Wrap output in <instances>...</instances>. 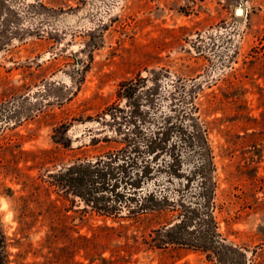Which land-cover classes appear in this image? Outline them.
<instances>
[{
    "label": "rangeland",
    "instance_id": "rangeland-1",
    "mask_svg": "<svg viewBox=\"0 0 264 264\" xmlns=\"http://www.w3.org/2000/svg\"><path fill=\"white\" fill-rule=\"evenodd\" d=\"M263 114L264 0H0V264H218L195 218L136 192L166 117L202 134L209 232L264 257ZM95 163L88 202L60 175Z\"/></svg>",
    "mask_w": 264,
    "mask_h": 264
},
{
    "label": "flooded vegetation",
    "instance_id": "flooded-vegetation-1",
    "mask_svg": "<svg viewBox=\"0 0 264 264\" xmlns=\"http://www.w3.org/2000/svg\"><path fill=\"white\" fill-rule=\"evenodd\" d=\"M138 87L142 89L141 84ZM125 89L124 87L122 91H124V96L129 101L133 97L138 98L136 96L137 92H141L140 90ZM153 96L151 88L145 89V100L142 103L139 101L140 106H143V102L152 105L154 103ZM180 120V117L175 121L171 117H166L157 125L156 129L159 130L153 133V135H160L161 143L158 149L160 152L157 154L165 158L163 157L164 159L158 162L155 172L157 176L151 181V183L153 182L151 186L149 188L145 187L146 180L144 179L140 184V189H137L136 192L140 198L151 193L154 198L161 201L170 200L177 209H181L184 213L178 221L182 224L180 225L181 230L189 234L190 227H187L186 223L193 221L192 219L195 218L196 228L201 226L200 231L204 233V230L208 229L209 226L208 212L205 213L203 210L205 209L204 203L208 202L209 198L211 165L206 154L207 151L200 140L202 134L199 128L196 129L195 126L187 128ZM170 124L172 125L170 126ZM154 144L155 142H151L148 150H153ZM187 163H191V166L190 164L186 166ZM169 190H172L171 194H169ZM124 196L125 198L128 197L125 192ZM202 198L204 199L203 202Z\"/></svg>",
    "mask_w": 264,
    "mask_h": 264
},
{
    "label": "trees",
    "instance_id": "trees-1",
    "mask_svg": "<svg viewBox=\"0 0 264 264\" xmlns=\"http://www.w3.org/2000/svg\"><path fill=\"white\" fill-rule=\"evenodd\" d=\"M260 127L264 130V114L261 117L260 122H258ZM110 169V168H109ZM107 168H104V172L101 173L100 166L95 164H75L73 166L67 167L64 169V171L61 172L60 175V181L64 182V185L69 186L72 191H75L76 193L85 194L88 196V202H93V199L96 194L97 188H95L96 184H98L97 180L101 179H108L109 173ZM107 172V173H106ZM62 178V179H61ZM110 196H107V193L105 192L103 194V199L101 200V204H104L105 208L114 207V200L112 199V192H110ZM106 196V197H105ZM108 197V200H107ZM134 197H136V194L134 193ZM96 202V201H94ZM123 212L126 211V206L123 208ZM104 229L106 231H109L110 229L107 226H104ZM165 230V234L170 235V237H176L179 232H175L173 230L169 229H163ZM210 227L208 226V229L204 230V233H201L203 237L206 240V243L210 245V251L218 260V264H264V257L257 256L256 253H253L251 256H248L245 251L237 247V245H234L233 243H228L225 239L220 238L219 236L211 234L209 232ZM97 241V237L92 239ZM80 241H86L87 243H90L91 245H95V242H90V240L87 239L85 236H80L77 239H75L73 244H71V251L68 254L69 256L73 255L74 247L78 248V244ZM218 245V246H217ZM226 250H223V248ZM212 256V255H211ZM69 258V257H68Z\"/></svg>",
    "mask_w": 264,
    "mask_h": 264
},
{
    "label": "water",
    "instance_id": "water-1",
    "mask_svg": "<svg viewBox=\"0 0 264 264\" xmlns=\"http://www.w3.org/2000/svg\"><path fill=\"white\" fill-rule=\"evenodd\" d=\"M237 14L238 15H242L243 14V9L242 8H238L237 9ZM249 256V255H248Z\"/></svg>",
    "mask_w": 264,
    "mask_h": 264
}]
</instances>
